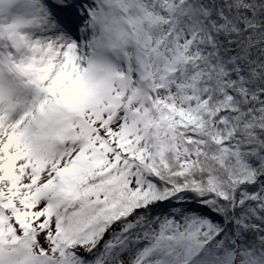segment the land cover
<instances>
[{
  "label": "snow or ice",
  "instance_id": "6c2138e0",
  "mask_svg": "<svg viewBox=\"0 0 264 264\" xmlns=\"http://www.w3.org/2000/svg\"><path fill=\"white\" fill-rule=\"evenodd\" d=\"M0 264H264V0H0Z\"/></svg>",
  "mask_w": 264,
  "mask_h": 264
}]
</instances>
